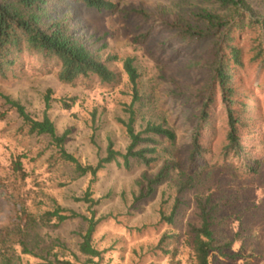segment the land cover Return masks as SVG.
<instances>
[{
  "label": "rangeland",
  "instance_id": "rangeland-1",
  "mask_svg": "<svg viewBox=\"0 0 264 264\" xmlns=\"http://www.w3.org/2000/svg\"><path fill=\"white\" fill-rule=\"evenodd\" d=\"M110 1L117 4L116 11L53 0L49 16L67 19L76 35L98 49L102 58L115 55L108 65L118 72L117 83H103L95 75L63 82L53 60L42 62L26 53L21 65L0 75V233L17 228L23 210L42 213L54 203L89 216L88 204L75 200L89 188L92 197L100 198L93 207L95 217L108 215L92 235L91 243L101 255L89 264H186V232L201 224L203 214L219 243L231 242L223 252L232 257L211 252L210 264H264V28L249 22L264 19V0H245L239 7L218 0ZM205 12L237 23L228 34L240 51L239 63L231 67L233 108L247 123L238 131L240 158L222 153L227 143V101L212 84L215 61L225 52L224 28L210 29L198 17ZM178 21L205 36L180 35L174 27ZM259 49L263 50L256 55ZM127 56L139 73L136 101L122 67ZM209 94L214 101L205 122L202 110ZM6 98L20 102L36 119L47 115L57 134L65 133L62 147L83 165H94L105 156L109 139L116 150L125 152L130 139L118 119H129V107L135 132L147 123H161L175 138L150 134L154 142L137 144L135 149L154 147L147 154L154 157L149 165L131 159L126 168L118 157L120 164L106 163L95 178L77 176L74 167L59 158L60 147L49 135L27 132ZM65 102L72 104L64 108ZM200 127L207 152L198 162L205 161L207 169L193 175L191 188L178 192L179 184L193 173L189 153ZM18 155L23 178L11 169ZM245 162L256 170L245 171ZM165 163L170 166L167 178L148 197L137 200L140 185H145L142 176H153ZM176 198L179 205L169 224L161 220V213L168 215ZM86 227L82 218H70L57 226H38L23 238L38 242L37 251L48 258L56 255L85 264L87 257L77 247ZM163 237L167 238L161 241ZM10 253L12 264L43 262L20 253L16 243Z\"/></svg>",
  "mask_w": 264,
  "mask_h": 264
},
{
  "label": "trees",
  "instance_id": "trees-1",
  "mask_svg": "<svg viewBox=\"0 0 264 264\" xmlns=\"http://www.w3.org/2000/svg\"><path fill=\"white\" fill-rule=\"evenodd\" d=\"M82 3L86 7L97 10L116 11L117 4L110 0H74ZM223 5H233L235 7L243 6L245 0H218ZM53 0H0V75L5 76L7 71H13L17 66L22 64L24 54L37 55L42 59V62L53 60L58 66L57 75L60 81L73 82L79 77H87L95 75L99 81L103 83H117L119 74L111 69L108 62L116 60L115 55H107L102 58L98 49H92L85 44L75 33L69 21L65 18H51L49 16L51 3ZM133 12L148 16L149 14L143 9H135ZM198 17L207 22L210 29H223V47L225 52L220 53L214 64L213 88L216 91L219 89L222 97L227 101V143L223 146L222 153L228 154L233 152L235 156L240 158L243 146L239 142V127H244L247 123L243 117L233 108V103L236 98L235 90L231 85L233 72L231 67L234 63H239V47L232 43V38L228 31L231 27H236L237 23L234 20L221 18L216 14L205 12L198 13ZM251 24L259 23L264 28V19L257 17L250 18ZM174 27L182 36H197L202 38L205 33L194 30L190 25L182 22L174 23ZM223 50V48H222ZM263 50V49H262ZM259 49L256 55L262 52ZM122 67L126 73L132 88L133 101L138 97L137 79L139 73L133 65L132 57H125L122 61ZM11 106L15 107L18 114L23 120L24 125L28 127L27 132L30 134H46L51 137V140L59 149V158L71 164L74 167V173L77 176L89 174L95 178L97 172L104 165L111 161H117L118 157L122 158V165L126 168L130 166V160L136 159L139 162L149 165L154 157L148 156V153L153 152L154 147H145L135 149L138 143L154 142L151 135H161L169 140H173L175 135L172 130L164 127L161 123H147L142 131L135 132L133 128L134 111L129 107V119L127 121L118 119L125 127L130 143L126 147L124 153L116 150L113 142L109 139L105 156L100 157L96 164H81L78 159L71 153L67 152L62 143L65 138V133L57 134L53 121L44 114L42 119L32 117L24 108V106L16 101L6 98ZM74 98H71L73 102ZM214 98L209 94L208 100L205 102L202 110V118L205 122L208 120L207 108L213 103ZM72 103H64V108H69ZM200 127L193 138L192 147L190 148L189 160L192 168V175H189L184 181L179 184L178 192L193 186V175L199 174L207 169V164L204 161L202 164L198 159L203 158L207 152V146L202 141V131ZM145 134V135H143ZM117 163H119L117 161ZM258 161H256V164ZM120 164V163H119ZM198 166V167H197ZM245 171H255L256 166L250 165L248 162L242 163ZM199 168V171H196ZM11 169L14 174L21 178L24 177L25 171L22 168L21 156H17L11 162ZM170 166L165 163L153 176H142L145 180V185H140L139 195L137 200L148 197L154 191L155 187L162 183L169 175ZM76 201H83L88 204L89 216L76 212L75 210L66 209L57 203H54L52 208L45 210L42 213H33L26 210L22 211V223H18L17 228H6L2 234L0 233V264H12L11 250L13 244L20 246V253L30 254L39 257L43 260L42 264H74L69 259L59 258L53 255V259L41 255L37 251L38 242L32 240L27 242L23 236L28 235L30 230H35L38 226L52 224L57 226L70 218H82L86 221L87 227L84 234L81 235V241L78 243L77 250L80 254L85 255L87 260L85 264L93 262V258H98L101 251L96 249L91 241L92 235L96 226L108 215L95 217L96 209L93 208L99 204L100 198L92 197V192L89 188L80 196L75 198ZM179 199L176 198L168 215L161 213V220L166 223H173ZM187 237L184 243L188 248L186 264H210V253L217 252L225 257H232L223 250L228 248L231 242L219 243L213 236L212 230L204 214L202 222L199 226L191 225L186 232ZM171 236V235H170ZM173 237V235L171 236ZM167 237H163L161 241ZM65 248L64 245H60ZM48 250V249H47ZM73 256H77L73 253Z\"/></svg>",
  "mask_w": 264,
  "mask_h": 264
}]
</instances>
